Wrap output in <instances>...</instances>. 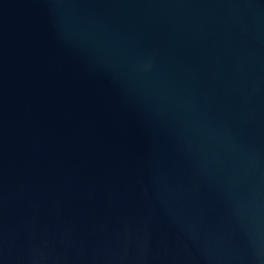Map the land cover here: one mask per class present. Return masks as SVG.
I'll use <instances>...</instances> for the list:
<instances>
[{
	"label": "water",
	"instance_id": "1",
	"mask_svg": "<svg viewBox=\"0 0 264 264\" xmlns=\"http://www.w3.org/2000/svg\"><path fill=\"white\" fill-rule=\"evenodd\" d=\"M0 264H264V0H0Z\"/></svg>",
	"mask_w": 264,
	"mask_h": 264
}]
</instances>
